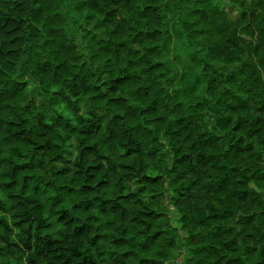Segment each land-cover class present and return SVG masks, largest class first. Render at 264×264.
Segmentation results:
<instances>
[{
    "label": "trees",
    "instance_id": "16d2710c",
    "mask_svg": "<svg viewBox=\"0 0 264 264\" xmlns=\"http://www.w3.org/2000/svg\"><path fill=\"white\" fill-rule=\"evenodd\" d=\"M177 250L264 264V0H0V264Z\"/></svg>",
    "mask_w": 264,
    "mask_h": 264
},
{
    "label": "rangeland",
    "instance_id": "374dc122",
    "mask_svg": "<svg viewBox=\"0 0 264 264\" xmlns=\"http://www.w3.org/2000/svg\"><path fill=\"white\" fill-rule=\"evenodd\" d=\"M226 8L228 10V12L230 14H233V15H237L239 13V10L238 8H236L235 6L233 5H229V4H226ZM173 22V20L170 18H168V23L171 25V23ZM247 38H250V36H246ZM183 58H185V56L182 54L181 55ZM29 88L30 90L34 93V94H37L38 93V90H39V85L36 81H34L33 79H29ZM37 96V95H35ZM165 193H167V191L165 190ZM166 204L168 205V213L171 217V220L174 224H178L177 223V214L174 212L172 206L166 202ZM186 253L184 250H177L175 252V255L174 257L172 258V260H170L167 264H181L182 263V260L183 258L185 257Z\"/></svg>",
    "mask_w": 264,
    "mask_h": 264
}]
</instances>
